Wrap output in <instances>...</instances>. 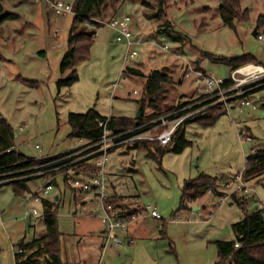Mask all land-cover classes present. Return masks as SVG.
Listing matches in <instances>:
<instances>
[{
	"label": "rangeland",
	"instance_id": "obj_1",
	"mask_svg": "<svg viewBox=\"0 0 264 264\" xmlns=\"http://www.w3.org/2000/svg\"><path fill=\"white\" fill-rule=\"evenodd\" d=\"M2 2L5 11L16 13L19 18L0 26V119L8 124L11 144L28 157L80 146L83 141L70 136L68 117L72 113L95 110L103 116L136 117L146 79L124 72L127 67H136L146 75L159 69L173 77L174 83L166 85L165 99L158 109L145 110L146 115L168 110L161 117L169 114L173 105L188 103L203 92L192 76L183 78L184 62L176 56H184L196 65L200 60V69L203 67L222 79L232 70L209 62L204 53L224 57L251 53L264 61V38L253 34L257 19L264 16V0H241L250 18L238 23L236 31L223 24L221 0H168L166 16L161 19L155 8L142 7L139 0H105L99 25H87L98 31L90 57L75 67L78 79L71 86L59 87L58 80L72 73L71 69L62 71L61 61L69 47L74 14L58 13L46 0ZM123 15L132 17V27L141 36L169 42L170 52L145 46L139 48L136 58L125 61L128 47L124 41L116 40V32L107 25ZM167 21L171 29L185 38L175 41L160 32ZM82 26L79 23L78 27ZM180 78L183 80L177 84ZM258 94L260 98L256 94L250 98L259 107L256 110L240 105L239 100L232 101L230 114L225 111L210 125L201 121L187 123L185 137L190 143L181 153L168 151L155 156L143 143H130L111 152L108 171L117 174L122 185L127 183L123 185L126 193L130 190L140 195L141 204L155 202L162 216L153 219L146 213L132 224L129 229L144 223L135 231L141 240L127 244L128 251L117 261L127 264V254L128 264H215L216 241L235 240L233 224L245 214L232 199V193L245 201L250 211L257 209L259 201L264 203V173L246 180L255 192H237L236 182L246 167L247 156L256 148H264V89ZM249 131L256 137L255 142ZM172 145L169 143L168 148ZM203 174L221 178L220 191L224 194L218 199L224 198L225 202L216 206L207 202L205 207L195 210L192 202L186 200L187 207L181 208L184 188ZM9 181L0 185V256L2 262L12 264L11 246L25 236L31 239L41 235L47 227L44 219L32 223L22 219L29 204L30 210L43 209L40 201L27 203L23 196L16 195ZM45 182L44 178L33 177L29 190H36ZM58 182L59 187L55 186L44 198L65 191L64 200L56 209L58 226L67 247L77 252L83 248V243L79 246L81 240L87 238L75 234L79 229L82 232V222L93 227L104 224L98 218L75 215L72 190L65 188L61 179ZM105 261L112 264L109 259Z\"/></svg>",
	"mask_w": 264,
	"mask_h": 264
},
{
	"label": "trees",
	"instance_id": "obj_2",
	"mask_svg": "<svg viewBox=\"0 0 264 264\" xmlns=\"http://www.w3.org/2000/svg\"><path fill=\"white\" fill-rule=\"evenodd\" d=\"M124 1V0H122ZM144 7H153L157 11V16L161 19L166 16L168 7V0H139ZM105 0H74V22L73 28L69 35V47L61 61L62 71L71 69V75L58 80V86H71L77 79L78 73L76 66L90 57L91 48L94 43L95 28H89L86 23L92 26H98L99 20L104 16L103 5ZM219 11L223 20V24L236 31L238 23L249 21L248 8L243 9L241 0H221ZM19 15L5 11L2 0H0V26L7 20L18 19ZM82 23L81 28L78 27ZM257 34H264V16L261 15L257 19ZM160 32L168 34L173 40L179 41L185 38L181 33L175 32L171 29L167 21L160 27ZM212 62L225 64L231 70H235L242 65L257 63L255 57L251 54H244L236 57H224L211 53H204ZM0 58L2 55L0 53ZM256 62V63H255ZM124 72L128 74L143 77L146 79L143 89L142 99L139 100L141 107V116L139 118L125 117V116H103L95 110H90L87 113H72L68 117V122L71 127L70 136L94 140L102 134L103 127L100 126L101 121L109 120L108 128L113 131H123L136 127L142 123L148 122L159 115L167 112L168 110L160 113L145 114L147 108L158 109L161 101L165 99L166 85L174 83V79L168 73L159 69L151 71L149 74H144L136 67H127ZM179 80H177V84ZM264 86L258 87L254 90L263 89ZM181 103L170 107L169 112L175 111L181 107ZM225 112L224 108L220 105L211 107L192 118L186 119L177 129L172 138L173 145L168 148V145L161 146L157 141H141L151 154L155 156H163L168 151L181 153L188 146L190 141L185 137V125L191 121H201L204 125L212 124L219 115ZM170 142V143H171ZM71 150L60 153L54 156H47L43 158H32L22 153H19L10 140V129L5 120L0 119V174H8V177L27 175L30 168L36 164L55 159L62 155L67 154ZM246 167L242 172L244 179L258 176L264 173V148L255 149L246 158ZM3 177H0L2 179ZM33 178L18 179L10 184L13 186L16 195L23 196L29 191L28 181ZM2 185V184H0ZM59 186V182H56ZM221 178L213 177L206 174L201 175L194 181L189 183L183 191L181 197V208H186V200H196L204 195L206 192L211 191L218 195L224 193L220 191ZM65 188L67 186L64 185ZM232 199L236 202L239 208L245 211L244 217L238 222L233 224V229L236 233V239L232 241H216L218 250V257L215 264H264V210L257 209L249 211L247 203L240 200L235 193H232ZM112 201L127 211L121 215L128 216L136 212V209H129L122 204V198L116 195ZM61 204V199L55 200V197L49 201L43 199L44 207V220L47 227L46 234L41 238L47 253L52 257L51 264H62V241L61 232L58 226L57 208Z\"/></svg>",
	"mask_w": 264,
	"mask_h": 264
},
{
	"label": "built area",
	"instance_id": "obj_3",
	"mask_svg": "<svg viewBox=\"0 0 264 264\" xmlns=\"http://www.w3.org/2000/svg\"><path fill=\"white\" fill-rule=\"evenodd\" d=\"M51 8L58 13L75 14L73 3H66L62 0H46ZM86 25L91 26L89 23ZM116 32V40L124 41L128 47L125 61L136 58L140 47L152 46L160 47L161 50L170 52L169 42L163 40L148 39L134 31L132 27V17L123 15L115 17L107 24ZM95 31L94 37H97ZM259 39L264 38V34L258 35ZM184 62V77L190 78L195 84L202 86L203 92L188 103H183L180 108L167 115L154 118L148 122L137 125L134 128L113 131L108 128L109 120L101 121L103 127L102 134L94 140L81 139L83 143L72 149L65 155L51 159L40 164L27 168V175L8 177V174H0V184L13 182L18 179L33 177L44 178V186L36 190L27 191L23 196L27 201H43L44 196L48 195L59 179L73 193L81 197V201L86 205L92 204V213L106 227L107 245H124L125 241L121 238L120 232L126 231L132 223L143 217L146 213L153 219H161L159 208L154 202H147L143 207L136 209V212L128 216L121 215L127 210L117 206L112 201L116 195L123 193V189L118 187V192L111 191L112 181L108 171L110 154L117 148H121L130 143L141 141H157L159 145H168L176 133L179 126L188 118L200 115L207 109L220 105L230 114V104L232 101H240V105H252L250 94L258 87L264 86V66L259 64H245L232 70L230 75L222 79L212 73L199 68L196 64L178 56ZM252 70H249L250 68ZM241 76V77H240ZM137 92L136 90L134 91ZM251 141V138H246ZM15 148V147H14ZM36 148L40 149L39 145ZM237 192L254 191L248 187L246 179L242 173L237 176ZM218 202L224 203V198H219ZM259 208H264V203L259 204ZM27 216H38L40 211L37 207L28 209ZM99 264H105L100 261Z\"/></svg>",
	"mask_w": 264,
	"mask_h": 264
},
{
	"label": "crops",
	"instance_id": "obj_4",
	"mask_svg": "<svg viewBox=\"0 0 264 264\" xmlns=\"http://www.w3.org/2000/svg\"><path fill=\"white\" fill-rule=\"evenodd\" d=\"M142 7H144V6H142ZM132 26H134V25L132 24ZM253 34L258 36L256 28L253 31ZM245 54H251V53H245ZM251 55H253V54H251ZM173 56H176V55L173 54ZM176 57L178 58V56H176ZM254 57H255L257 63H259V65H263L264 66V61L263 60L257 58V56H254ZM196 62H197V65H201V61L200 60H197ZM209 62L225 66V67H227L228 70L230 69V67L225 65V64L216 63V62H212V61H209ZM210 73H212V72H210ZM183 78H185V77H183ZM182 80L183 79L180 78L179 82L181 83ZM263 89H259L256 92L250 94L249 95L250 98L254 94H256V98H260L259 94H258V91H261ZM247 106H251L253 108V110H256V109L259 108L254 103L252 105H247ZM111 116H123V115L112 114V115H110L108 117H111ZM129 117H131V116H129ZM247 133L250 134L253 137V140H254L253 142H255L256 141V137L250 131L247 132ZM245 147H248V144H246ZM67 151H69V150H67ZM67 151H65V152H67ZM60 153H64V152H59V153H56V154H45V155H42V156H39V157H32V158H43V157H47V156H54V155H57V154H60ZM109 174H110L111 181H112V183H111L112 184L111 191L117 193L118 192V187H120L121 189L124 190L123 193H121L119 195V197L122 198V204L124 205V207L129 208V209H139V208L144 206L140 202V200H141L140 199V195L134 194L130 190H128L127 193L125 192L126 189L124 188L123 185L126 182H124V184L122 185L121 184V179L119 178V176L117 174L110 173V172H109ZM246 180H248V179H246ZM29 182L30 181H28V186H30ZM246 183H247V181H246ZM56 187H59V186H56ZM253 190H254V188H253ZM254 192H255V190H254ZM50 193L48 194V196L50 195ZM64 195H65V191L62 192L60 190V192L59 191L55 192L52 196L46 197L45 199L51 201V199H53L55 197L56 201L61 199V203H62V201L64 200ZM72 196H73V199L75 201V206H76L75 215L76 214L77 215L80 214V217L83 216V218L85 217V218H91L92 220H97L96 217L92 213V208L93 207H91L92 206L91 203H87L86 205H84L85 203L81 201V197H79L78 195H76L74 193H73ZM220 196H222V195H218L216 193L208 191L204 195H202L201 197L197 198L196 200L191 201L192 202V209L200 210L201 206L205 207L207 202H213V205L216 206V204L218 203V201H216V199H218V197H220ZM23 197L25 198V196H23ZM56 197H58V198H56ZM31 202L32 201H29L27 203H31ZM260 203H261V201H259V203H257V206H258V207H256L257 209H260L259 208V204ZM40 205H41L43 211L41 212V210L39 209L40 214L38 216H32V215L31 216H27L26 212L28 210V207L30 208V206H31V204H29L27 206L26 210H24V212H23L22 219L24 221H26V222H29V223H32V221H34V220L44 219V216H43V213H44L43 201L40 203ZM257 209H255V210H257ZM255 210H253V211H255ZM263 210H264V208H263ZM138 220L135 221L132 224L135 225L138 222ZM82 223H83V228H81L82 232L79 233L78 232L80 230L79 229V230H77V232L75 234L76 235H83V236H85V238L87 237L86 239H82L81 243H79V246H81L82 243H83V248L80 247V249L82 248L83 250L81 249V250L75 252L74 250L72 251V249L68 248L67 244H66V241H65V238L63 236V233L60 231L61 234H62L61 235V241H62L61 262H62V264H99L100 261H103L105 264H108L105 261L106 259L111 260L112 264H121L120 261H117L118 257L121 256V254H123L124 251L125 252L128 251V249L125 248V246L127 244H135L138 240H141L140 238L136 237L135 231L140 229V227L141 226L143 227V225H144V223H140V224H138L136 226V228L134 226L131 229H129L130 228L129 227L126 231H121L120 232V236L125 241L124 245H112V244H108L107 245V242H108L107 241V230H106L105 225H100L99 227L94 225V227H93V226H91V224H89V222H86V223L82 222ZM46 232H47V230H45L41 235L35 236V237L31 238V239H26V236H25L23 239L19 240V242L13 244L11 246V248H10V250L14 253V261H13L12 264H51L53 262V259L47 253L46 249L44 248L43 243L41 242V238L46 234ZM127 259H128V255L126 254L125 255V263L128 264V262H126ZM131 259L129 258V261ZM0 264H7V263L2 262L1 256H0Z\"/></svg>",
	"mask_w": 264,
	"mask_h": 264
},
{
	"label": "water",
	"instance_id": "obj_5",
	"mask_svg": "<svg viewBox=\"0 0 264 264\" xmlns=\"http://www.w3.org/2000/svg\"><path fill=\"white\" fill-rule=\"evenodd\" d=\"M141 116V107L139 108L138 112H137V115H136V118H139ZM58 198V197H56Z\"/></svg>",
	"mask_w": 264,
	"mask_h": 264
},
{
	"label": "bare ground",
	"instance_id": "obj_6",
	"mask_svg": "<svg viewBox=\"0 0 264 264\" xmlns=\"http://www.w3.org/2000/svg\"><path fill=\"white\" fill-rule=\"evenodd\" d=\"M253 68L251 67L249 70H252Z\"/></svg>",
	"mask_w": 264,
	"mask_h": 264
}]
</instances>
